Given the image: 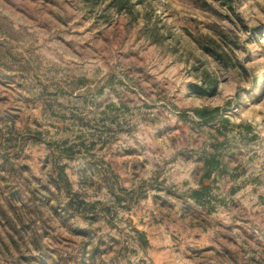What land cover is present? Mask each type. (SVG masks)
Listing matches in <instances>:
<instances>
[{
  "label": "rangeland",
  "instance_id": "rangeland-1",
  "mask_svg": "<svg viewBox=\"0 0 264 264\" xmlns=\"http://www.w3.org/2000/svg\"><path fill=\"white\" fill-rule=\"evenodd\" d=\"M0 264H264V0H0Z\"/></svg>",
  "mask_w": 264,
  "mask_h": 264
},
{
  "label": "trees",
  "instance_id": "trees-1",
  "mask_svg": "<svg viewBox=\"0 0 264 264\" xmlns=\"http://www.w3.org/2000/svg\"><path fill=\"white\" fill-rule=\"evenodd\" d=\"M217 111H218L217 108L214 109V110H212V111H204V112H202V113L200 114V116H201L202 118L208 119V118H210V117L212 116L213 113H216Z\"/></svg>",
  "mask_w": 264,
  "mask_h": 264
}]
</instances>
